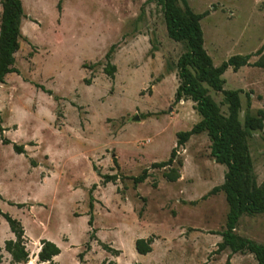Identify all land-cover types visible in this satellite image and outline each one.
Segmentation results:
<instances>
[{"label":"rangeland","instance_id":"374dc122","mask_svg":"<svg viewBox=\"0 0 264 264\" xmlns=\"http://www.w3.org/2000/svg\"><path fill=\"white\" fill-rule=\"evenodd\" d=\"M21 2L16 71L0 83V210L25 227L30 257L47 239L60 244V264H257L250 253L215 252L228 206L211 189L223 183L226 167L210 156L206 133L178 148L176 181L164 177L169 169L152 168L168 159L177 133L200 119L191 100L174 101L175 63L186 45L168 37L160 7L145 0ZM187 3L195 13L208 11L200 25L215 66L251 54L250 65L222 75L223 89L241 90L239 120L264 110V68L253 65L264 61V50L256 54L264 44V0ZM208 94L225 112L221 93ZM248 145L260 184L264 127ZM145 168L149 177L134 185ZM235 233L264 245V213L242 215ZM71 237L76 247L66 244ZM148 237L152 251L137 253L134 240ZM8 239L0 216V264H10Z\"/></svg>","mask_w":264,"mask_h":264},{"label":"trees","instance_id":"16d2710c","mask_svg":"<svg viewBox=\"0 0 264 264\" xmlns=\"http://www.w3.org/2000/svg\"><path fill=\"white\" fill-rule=\"evenodd\" d=\"M0 83H4L5 76L15 72L14 54L19 48V40L22 37L21 22L25 17L21 0H0ZM145 4L154 3L160 7L165 22L166 32L170 39L183 42L186 51L183 52L175 63V69L179 80L174 93V101L191 100L200 119L189 130L177 133L176 145L171 149L167 160L155 162L152 168H167L164 177L170 181H176L180 175L173 166L177 161V150L182 147L192 135L206 133L210 140V156L218 164L226 167L224 181L211 189L212 193L222 191L228 206L224 230L219 233L221 241L217 244L215 252L229 249L232 254L250 253L257 264H264V245L249 238H244L235 233L239 218L244 215L264 213V182L256 181L253 160L249 151L248 140L252 132L261 131L264 127V110H257L255 115L245 113L243 121L239 120L241 107V90L223 89L224 79L222 75L231 68L237 71L240 67L250 65L251 54H236L223 60L215 66L210 55L204 48L203 32L200 20L208 14V11L195 13L188 5L187 0H145ZM264 44L256 51L263 53ZM113 46L106 53L109 61ZM264 55V54H263ZM253 65L264 68V61H256ZM109 74H112L114 66H109ZM170 71L169 68H167ZM42 91L51 94V91L43 86H38ZM209 90L220 92L222 103L226 106L223 112L208 94ZM4 129L0 127L2 137ZM13 150L22 154L23 148L13 144ZM116 163V158H113ZM109 176H104L107 179ZM115 178V176H110ZM149 177L148 169L132 177L134 185L144 182ZM18 204V207H21ZM90 209L92 203H89ZM92 211V210H90ZM141 216V210L139 211ZM2 216L8 224L14 239L4 242V249L10 255V264H27L29 252L26 249V237L24 228L19 220L8 213ZM92 213L88 224H91ZM38 252L40 262L53 264L52 258L60 253L58 246L49 241L41 240ZM152 237L138 238L134 242L137 253L147 254L152 251ZM81 256V255H80ZM2 257L0 256V263ZM226 264H229L227 260Z\"/></svg>","mask_w":264,"mask_h":264},{"label":"crops","instance_id":"0c3cea01","mask_svg":"<svg viewBox=\"0 0 264 264\" xmlns=\"http://www.w3.org/2000/svg\"><path fill=\"white\" fill-rule=\"evenodd\" d=\"M44 180V179H43ZM43 180H42V182H43ZM23 226V225H22ZM23 228H25L24 226H23ZM13 234V233H12ZM24 234H25V230H24ZM25 237H26V234H25ZM13 239H14V235H13ZM9 240V239H8ZM41 240H43V239H41ZM40 240V241H41ZM45 240H47V239H45ZM136 240V239H135ZM135 240H134V242H135ZM40 241H38L39 242V245H38V247L36 248V252H35V254L33 255V257L31 258L30 257V253H29V261H28V263L27 264H37V262L36 261H38L39 262V264H48V262H40L39 260H38V252H39V250H40V247H41V243H40ZM49 241H51V240H49ZM53 241V243H55L56 245H59L60 246V244H58V242L57 241H55V240H52ZM51 241V242H52ZM103 243V242H102ZM66 244H72V246H74V247H76V242L72 239V237H71V239L69 240V242H66ZM59 248V247H58ZM27 249V248H26ZM60 249V248H59ZM29 252V251H28ZM60 252H61V249H60ZM60 254V253H59ZM59 254L58 255H56V256H54L53 258H52V261H53V263L54 264H60V262H59ZM117 258H118V256H117ZM75 264H78V261L76 262L75 261Z\"/></svg>","mask_w":264,"mask_h":264},{"label":"water","instance_id":"95a60500","mask_svg":"<svg viewBox=\"0 0 264 264\" xmlns=\"http://www.w3.org/2000/svg\"><path fill=\"white\" fill-rule=\"evenodd\" d=\"M137 119V118H136Z\"/></svg>","mask_w":264,"mask_h":264}]
</instances>
